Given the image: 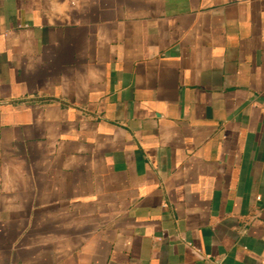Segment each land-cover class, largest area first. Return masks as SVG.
I'll use <instances>...</instances> for the list:
<instances>
[{
	"label": "crops",
	"instance_id": "crops-1",
	"mask_svg": "<svg viewBox=\"0 0 264 264\" xmlns=\"http://www.w3.org/2000/svg\"><path fill=\"white\" fill-rule=\"evenodd\" d=\"M0 264H264V0H0Z\"/></svg>",
	"mask_w": 264,
	"mask_h": 264
}]
</instances>
